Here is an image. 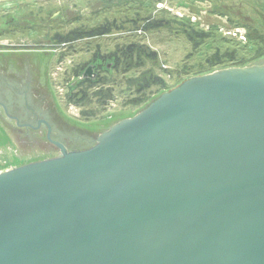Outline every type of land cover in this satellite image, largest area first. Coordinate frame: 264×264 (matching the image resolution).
Instances as JSON below:
<instances>
[{
  "label": "water",
  "instance_id": "water-1",
  "mask_svg": "<svg viewBox=\"0 0 264 264\" xmlns=\"http://www.w3.org/2000/svg\"><path fill=\"white\" fill-rule=\"evenodd\" d=\"M0 107L59 152L0 173V264H264V65L190 77L83 150Z\"/></svg>",
  "mask_w": 264,
  "mask_h": 264
},
{
  "label": "rangeland",
  "instance_id": "rangeland-1",
  "mask_svg": "<svg viewBox=\"0 0 264 264\" xmlns=\"http://www.w3.org/2000/svg\"><path fill=\"white\" fill-rule=\"evenodd\" d=\"M193 29L205 33L196 47L189 40ZM233 29L264 39V0H0V104L20 125L45 120L57 131L53 140L64 138L70 151L87 149L143 109L132 104L138 81L146 84L153 75L164 81L144 91L151 99L197 74L237 67L233 63L264 65L259 45L228 36ZM140 44L156 61L150 52L143 61L137 52L130 58L126 47ZM231 52L233 63L226 57L209 62L215 53ZM111 53H118L111 72L95 67L97 84L69 91L94 59L110 60ZM41 125L27 131L0 107V173L58 156Z\"/></svg>",
  "mask_w": 264,
  "mask_h": 264
},
{
  "label": "trees",
  "instance_id": "trees-1",
  "mask_svg": "<svg viewBox=\"0 0 264 264\" xmlns=\"http://www.w3.org/2000/svg\"><path fill=\"white\" fill-rule=\"evenodd\" d=\"M162 27H163V25H157L155 28H162ZM192 31H193V33H191V37H190L189 40L196 47V46L199 45V42H202L203 41V40H200L198 42V39L197 38L204 39L205 33H203L204 31H202V30L201 31H196V30L193 29ZM246 37H247V42H255V43H257L259 45V49L256 51V54H258V58L260 56H262L263 55V52H264V39H263V37H261L260 35H258L255 31H252V33L247 32ZM126 50L129 51L130 58H131V55L134 52H137L135 55L137 56V58H139V61H143L142 57H148L147 56V54H148L147 52H150L149 49H148V46L143 45V44H140L138 46L129 45V46L126 47ZM115 54H118V53H114V54L111 53L110 60L94 59L92 63L95 65V67L99 68V72L102 71V72H105V73H109L111 71L110 70H106V67L105 66H106L107 63H110V62H113V64H115V60H116L115 57H118ZM150 54L152 55L151 57H153L152 59H154L153 61H156L157 58H156L155 53L150 52ZM123 55H125L124 52H123ZM223 57L228 58L229 61H231L232 63L235 60V57H234V53L233 52L226 53L223 56H219V53H215L212 57H210L209 62L212 65H214V64L216 65L218 63V61L220 62L221 58H223ZM232 66H237V67H243L244 66V67H248V66H246L243 63H240V64L239 63H233ZM249 66H252V65H249ZM113 67H114V65H113ZM111 70H113V69H111ZM197 75L198 76H201L200 74H197ZM80 76H81V74L78 75V77L76 78V81H74L73 83L69 84L68 88H69V91L70 92H73V90H75L78 87V85H77L78 83L88 82L89 84H92L93 85V84H97L96 82H98V78H99V76L97 75L96 81L95 82H92L91 80H80L79 79ZM136 80L137 79L134 78V81L133 82H135ZM185 80H183V81H185ZM138 82L135 83L136 84V88H137V90H136L137 91V96L134 97V99H132V104L135 105V106H141L142 105L143 108L146 107L148 104H150L152 101H154L158 96H160L165 91L168 92V91L172 90L173 88L177 87L178 85H180L182 83L181 82L177 86H175L173 88H170V89H167V90H165V89L163 90L162 89V91L159 94H157L156 96H154L153 98H151V99L150 98H147L146 99V94L144 93V91L147 90L148 88H150L152 85H158V86L164 85V81L159 76L153 75V77L149 80V82L148 81H147V83L145 82L146 84H144L142 81L139 82V83ZM9 102H10V99H9ZM7 107H9V106L7 105ZM26 130L27 131H30L29 128H26ZM55 132H57L56 129H55ZM92 144L94 145V142L91 143V145Z\"/></svg>",
  "mask_w": 264,
  "mask_h": 264
},
{
  "label": "built area",
  "instance_id": "built-area-1",
  "mask_svg": "<svg viewBox=\"0 0 264 264\" xmlns=\"http://www.w3.org/2000/svg\"><path fill=\"white\" fill-rule=\"evenodd\" d=\"M221 30V29H220ZM220 32H223V30H221ZM226 34L228 36H233V37H237L238 40H241L242 42H245L246 40V36H245V33H243L242 31L238 30V29H233L232 31H227Z\"/></svg>",
  "mask_w": 264,
  "mask_h": 264
},
{
  "label": "flooded vegetation",
  "instance_id": "flooded-vegetation-1",
  "mask_svg": "<svg viewBox=\"0 0 264 264\" xmlns=\"http://www.w3.org/2000/svg\"><path fill=\"white\" fill-rule=\"evenodd\" d=\"M99 63H100V62H99ZM97 70H99V68H97ZM49 126L51 127L50 138L53 140L52 136L54 137V135H52V134H54V132H55V128H54L53 126H51V125H49ZM40 127H42V125H41ZM38 129H40V128H38ZM46 132H47V129H46V127H45V138H46ZM59 139H60V138H59ZM60 140H61V142H60V141H58V142H60L61 144H63L64 147L67 149V151H70V150L67 148L66 144H64V138H61ZM58 154H59V152L57 151V155H58Z\"/></svg>",
  "mask_w": 264,
  "mask_h": 264
}]
</instances>
